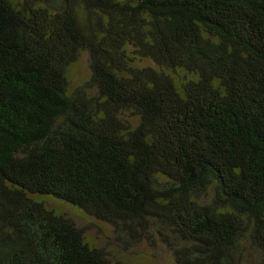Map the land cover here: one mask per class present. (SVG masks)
I'll return each instance as SVG.
<instances>
[{
    "label": "trees",
    "instance_id": "16d2710c",
    "mask_svg": "<svg viewBox=\"0 0 264 264\" xmlns=\"http://www.w3.org/2000/svg\"><path fill=\"white\" fill-rule=\"evenodd\" d=\"M47 199L123 253L264 264V0H0V264H129Z\"/></svg>",
    "mask_w": 264,
    "mask_h": 264
},
{
    "label": "rangeland",
    "instance_id": "374dc122",
    "mask_svg": "<svg viewBox=\"0 0 264 264\" xmlns=\"http://www.w3.org/2000/svg\"><path fill=\"white\" fill-rule=\"evenodd\" d=\"M68 80L71 87L82 84L89 77L88 59L85 52L81 53L78 60L74 62L67 71ZM46 204L56 210L63 211L71 217L78 226L84 227L86 240L96 246L105 245L117 258H123L129 264H175L171 254L163 245L149 247L141 242L131 247L123 253L111 241L110 227L91 216H88L78 208L60 203L56 200L47 199Z\"/></svg>",
    "mask_w": 264,
    "mask_h": 264
}]
</instances>
